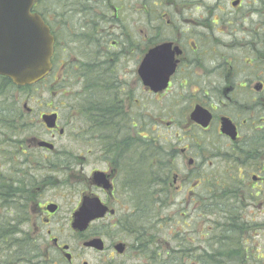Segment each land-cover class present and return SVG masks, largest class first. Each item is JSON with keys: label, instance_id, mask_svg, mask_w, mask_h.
I'll list each match as a JSON object with an SVG mask.
<instances>
[{"label": "flooded vegetation", "instance_id": "1", "mask_svg": "<svg viewBox=\"0 0 264 264\" xmlns=\"http://www.w3.org/2000/svg\"><path fill=\"white\" fill-rule=\"evenodd\" d=\"M31 12L53 38L51 68L23 87L0 76V196L32 225L36 264H150L132 225L172 210L184 222L182 264L193 252L190 263L203 264L220 235L203 217L225 206L248 227L231 230L233 241L255 240L244 214L264 199V0H34ZM66 133L84 144L63 164H80L85 189L62 223L54 199ZM83 198L106 212L78 232ZM93 240L102 250L86 246ZM258 254L244 259L263 264Z\"/></svg>", "mask_w": 264, "mask_h": 264}, {"label": "trees", "instance_id": "2", "mask_svg": "<svg viewBox=\"0 0 264 264\" xmlns=\"http://www.w3.org/2000/svg\"><path fill=\"white\" fill-rule=\"evenodd\" d=\"M142 196L143 194L140 193V202L142 201ZM6 199V197L0 196V200L3 201V205L1 206L3 207V210L6 208ZM164 200L165 199L162 197L161 201ZM225 208L226 210L223 212L214 215L209 214V216L214 217L216 220H220L218 223L220 227V235L218 237L219 241H216L217 243L207 244L204 247L205 250L203 254L206 257L202 262L203 264H247L244 259V255L249 254L248 252H245L247 247H242L241 245L236 244L237 242L233 241L230 231L234 229L237 231H245L248 227H246L245 220L241 219V214L229 210L228 206H225ZM4 216L8 217L9 214L5 213ZM16 217L18 216L16 215ZM136 218L137 219L134 221L132 227L135 228L133 230L137 231L135 234L139 239V254L149 257L146 260L147 263H183L182 257L185 252V246L183 247L181 243L179 232H176L174 236L167 233L169 229V232H171L173 226L178 227L177 220H175V224L172 225L171 219L168 218L164 212L138 214ZM15 221H17V218L13 217L12 222ZM9 224L6 221V218H0V264H36L41 251L39 250L35 239L28 233L22 232L20 229L15 230L16 226L12 225V223ZM170 225H172L171 228L169 227ZM19 234L20 236L17 237ZM166 236L167 239L171 237L172 241H174L176 244L174 248L166 245ZM162 239H164V243L161 241ZM159 244L161 246H159ZM164 245L166 249H164ZM191 249V247H188V254H190ZM151 256H154V258ZM187 264H191L190 260ZM197 264H199V262H197Z\"/></svg>", "mask_w": 264, "mask_h": 264}, {"label": "water", "instance_id": "3", "mask_svg": "<svg viewBox=\"0 0 264 264\" xmlns=\"http://www.w3.org/2000/svg\"><path fill=\"white\" fill-rule=\"evenodd\" d=\"M34 0H0V76L12 81L15 86L34 84L45 77L51 68L53 38L41 19L31 13ZM155 91L162 86L152 87ZM45 124L54 127V118H45ZM39 146L50 147L45 143ZM94 183L107 187L102 177L95 176ZM55 210V207L50 209ZM106 209L97 198H83L79 209L73 215L72 228L78 232L105 214ZM87 247L102 250L100 240H93ZM122 246L117 247L119 253Z\"/></svg>", "mask_w": 264, "mask_h": 264}, {"label": "rangeland", "instance_id": "4", "mask_svg": "<svg viewBox=\"0 0 264 264\" xmlns=\"http://www.w3.org/2000/svg\"><path fill=\"white\" fill-rule=\"evenodd\" d=\"M68 98H69V96H64L65 100H68ZM72 137H73L72 134L66 133L64 135V137L60 139L59 146H58L60 153L63 156H61V166H60L59 197L57 199H54V202H55V204H57L59 206V213L57 215V219H59L62 223H64V220L69 218L71 209L75 208V205L78 202V196L85 189V183L82 182V176L80 173L81 167H78V165H80V164L75 165V167H73L71 169L67 165L63 164V162H68L67 161V154H68L69 148L71 146H73V145L74 146H84V144H82V142H79V145H78L76 142H74ZM3 158H4V156L0 155V170H3V168H6V167H4V164H3ZM217 164H218V167L220 170L222 167L226 168V160L224 161L223 159H219L217 161ZM89 170H90V166L87 163L84 166V172L86 173ZM0 176H1V173H0ZM230 177L231 176H229V178ZM221 178L224 179L223 177H221ZM5 183H7V182L5 181ZM225 183H222V184H225ZM2 205H3V201L0 200V218H2V217L6 218V221L8 224L12 223V225L16 226L15 230L20 229L22 232L28 233L32 238H34L35 232H34L32 225L31 224L23 225V222H22L23 215H22V217H20V216L15 217L16 215H10L9 214L8 217H5L4 214L6 212H5V210H3V207H1ZM254 205H255V207L246 209L244 217L248 221L251 220L252 223H254V228L252 229V232L256 233L257 237L255 238V240L251 241L245 247H247L249 255H255L256 252H259L258 255L261 256V255H264V199H259L258 201H256L254 203ZM258 205L263 211H261V209H259V208H256ZM165 214L168 218L171 219L172 225L175 224V220L178 221L177 222L178 224L183 225L184 222H183V220H180L176 211L172 210V211H169ZM242 216H243V214H241V217ZM13 217L17 218V221L12 222ZM203 218H205V220H207V221L210 220V221L215 222L217 224L220 221V220L219 221L216 220L212 216H209V214H205V216ZM172 225H170L169 227L171 228ZM62 226L63 225H61V228H62ZM209 226H211L210 222H206L204 225L205 229L208 228ZM191 227H194V225H191ZM61 228L59 226L57 228V230L61 231ZM169 230L167 231V228H166L167 233H170L174 236L175 233L179 231V226L178 227L173 226V228L171 229V232H169ZM64 234L70 235L66 229H64L63 238H65ZM19 236H20V234L17 235V237H19ZM169 239H167V236H166V242H165L166 245L174 248L176 244L174 243V241H172L171 237H169ZM161 241L164 243V239H162ZM160 244H159V246H161ZM163 247H164V249H166L165 245ZM170 247H169V249H170ZM192 249L194 250V248H192ZM195 256H196V253L193 252V256L188 258V259L195 262V260L193 259V258H195ZM93 258H94V255H91L88 258V261L92 262ZM251 261L252 260H250L249 264H256V263L251 262Z\"/></svg>", "mask_w": 264, "mask_h": 264}]
</instances>
